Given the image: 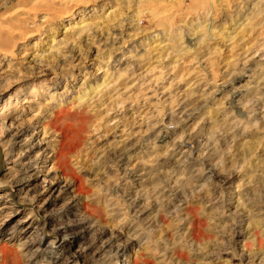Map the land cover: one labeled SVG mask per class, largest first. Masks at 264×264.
Listing matches in <instances>:
<instances>
[{
  "label": "rangeland",
  "instance_id": "374dc122",
  "mask_svg": "<svg viewBox=\"0 0 264 264\" xmlns=\"http://www.w3.org/2000/svg\"><path fill=\"white\" fill-rule=\"evenodd\" d=\"M200 1L0 0V264H264V0ZM237 79L238 108L218 95ZM79 109L63 172L47 124ZM131 137L139 176L119 191L126 172L96 157Z\"/></svg>",
  "mask_w": 264,
  "mask_h": 264
},
{
  "label": "bare ground",
  "instance_id": "6f19581e",
  "mask_svg": "<svg viewBox=\"0 0 264 264\" xmlns=\"http://www.w3.org/2000/svg\"><path fill=\"white\" fill-rule=\"evenodd\" d=\"M209 1L210 0H201L200 2L203 4H209ZM3 45H2L1 39H0V49L5 50V51H2L3 53L5 52V55H3V56L7 57L8 54L6 52H8L9 49H8L7 45H4V46ZM262 61L264 62V59H262ZM251 72L253 74H252V76H249V77L253 78V76L256 75V71L253 70ZM239 82H241V80L238 81V79H237L236 81H234L232 83L228 82L229 84L224 83V85H222L218 91L219 92L218 95L222 96V97H224V95H226V94H231V96H232L231 104L233 106H235L236 108H238V106L242 102L244 92L247 91V89L242 90V88L241 89L236 88L237 87L236 85H239ZM249 83H251V82H249ZM247 86L250 87V84H248ZM200 99L198 98V101H195V102L190 101V102L183 103L181 105L182 107L179 109V112L177 111L178 113L176 114V118H177V120H176L177 123H176V128H175L176 130H177V128H179V130H183V131L186 130L188 128L189 124L191 122H194V120L198 118V116H197V113H198L197 112L198 111L197 103L201 102V101H199ZM68 109H70V108H68ZM121 110L123 111L122 113L133 111L132 108L127 110L125 106H121ZM69 111H66V110L65 111L64 110L59 111L55 115L54 120L50 121L47 124V126L50 128V130L53 131L55 134V137L53 139V147H52L53 149L51 148L52 157L54 158L55 166L58 169L62 170L63 172H66V170H64V169H67L68 172H71V168L69 166V158H71L72 154L74 155V152L78 148L81 147L82 140H83L82 135H79V136L77 135L79 133H76V131H79V129L77 127H75L72 122L69 121V120H71L69 117H71L72 115H77V116H80V118L83 121L87 119L86 116L84 117V113L82 112L81 109H79V112H77L76 114L75 113L71 114ZM85 114H86V112H85ZM77 116H75V117L73 116L74 117V118H72V121L74 120L73 122H75V118ZM78 121H77V123H78ZM87 121H88V119H87ZM79 122H81V121H79ZM85 123H86V121H85ZM85 123L83 125H87L88 122L86 124ZM80 126H81V124H80ZM80 126H79L80 129L81 128L84 129V126H81V127ZM81 131H82V129H81ZM200 133L201 132H197L194 134L192 133L193 134L192 137L195 140L194 142H197L198 137H200V135H201ZM174 136H175V132L170 131V129H168V127H164L163 129H161L158 132V136H157L158 137V141H157L158 146L153 147L151 149H153V150L165 149L166 146L169 145L170 142L173 141ZM117 143H118L119 147L115 152H113V155H111V157L105 151H104V154L103 153L97 154L96 158L98 159L99 165H100V167L99 166L98 167L101 169H104V170H105V168L108 169V168L114 167L117 171L121 170L123 172H126V177L124 178L125 180L120 181L119 189H117V190L122 191L123 188H127V187H129L131 190V187L136 186L134 182L136 180L135 178H137L139 176V175L137 176V174H136V172L138 173L139 165L136 166L137 171H135L133 169L130 170V167L133 165V159H135L136 157H138L141 154L143 147H142L140 141H137V139H132V137L131 138H124V139L121 138V140L117 141ZM40 146L42 147L43 145L38 144V145L30 148L29 152H34L35 150L41 148ZM174 148H175V153H176L175 156L176 157L180 156V158H185L187 156V154H189V151L193 150L192 145L189 144V141L181 142L178 146H175ZM149 152H150L149 154L151 155V158H152V156L154 158H156L155 154L157 151H154V152L149 151ZM35 161L36 160L28 163L26 165V169L29 170L28 172H33L34 175H37V174L41 173V171H40L41 169H39L38 163L34 164ZM110 165H111V167H110ZM106 166H108V167H106ZM128 172H130L129 175H127ZM141 184H143V182ZM125 185L127 187H124ZM18 191H20V190H17L15 192H18ZM126 195H128V194H126ZM132 205H134V204H132ZM255 211L257 212V215L259 217H264V209L263 208H258ZM29 229H30V227H29ZM56 239H57L58 247H55L53 249L52 253H54L55 255H59V256H62V255H60L61 252H64V253L69 252V250H71L72 246L75 243V238L73 236L65 237V238H63V240H60V238H56ZM24 249L25 250H28V249L32 250V249H30L29 246H25Z\"/></svg>",
  "mask_w": 264,
  "mask_h": 264
}]
</instances>
